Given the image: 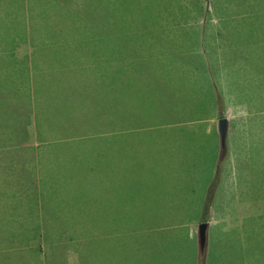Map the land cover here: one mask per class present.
I'll return each instance as SVG.
<instances>
[{
    "label": "rangeland",
    "instance_id": "1",
    "mask_svg": "<svg viewBox=\"0 0 264 264\" xmlns=\"http://www.w3.org/2000/svg\"><path fill=\"white\" fill-rule=\"evenodd\" d=\"M92 1L60 0L42 20L48 27L28 21L44 32L34 35L46 45L33 61L34 43L19 37L16 26L24 28L18 21L21 8L0 0L3 116L23 111L34 70L36 84L43 66L56 76L70 65L78 72L87 64L100 81L121 88L135 124L145 113L149 120L166 115L171 126L86 144L58 145L50 138L58 156L38 177L48 173L47 179L72 185L41 188L43 201L60 210L72 206L78 211L72 214L83 217L67 218L63 227L61 219L46 217L53 214L47 211L46 218L0 213V264H77L78 256L84 264H167L168 255L178 259L168 264H185L184 244L206 253V264H264V0ZM74 21H100V31L74 34ZM61 34L66 41L45 36ZM255 43L263 46L261 52H251ZM249 46L250 51L244 48ZM45 84L44 93L55 88L54 80ZM71 89L80 99L85 92V103L91 101L86 87ZM76 98L71 104L84 103ZM221 117L228 121L224 148L217 133ZM97 119L71 115L69 128L105 126ZM26 142L42 149L34 138ZM19 143L17 138L9 145ZM24 157L34 159L0 154V201L2 185L24 177L19 169ZM31 168L36 172L34 163ZM91 184L101 187H94L98 197ZM10 190L6 186L7 202L16 199ZM202 222L207 223L203 249ZM61 226L71 239L65 248L60 242L69 236Z\"/></svg>",
    "mask_w": 264,
    "mask_h": 264
},
{
    "label": "crops",
    "instance_id": "2",
    "mask_svg": "<svg viewBox=\"0 0 264 264\" xmlns=\"http://www.w3.org/2000/svg\"><path fill=\"white\" fill-rule=\"evenodd\" d=\"M33 53V52H32ZM52 56L54 54L50 52ZM38 54V53H37ZM33 56L31 60L34 61ZM47 62L44 61V64ZM74 65H70L67 68V72L58 75L56 72H49V67L43 66L39 68L40 74L37 75V82L35 84L34 75L37 74L32 72V84L31 86V98L27 101L24 100L23 111L18 112L17 116H11L10 118L4 117V109L0 110V139L3 143H0V154L8 156H34V159L24 157L20 163L19 169L24 171V177L14 178L12 183H4V196L3 201H0V213L3 217H8V212L11 214L9 218H23V217H34V218H74L83 217V215H74V207H64L60 210L59 205L56 206L54 202L50 206L48 202L43 200L41 194V188L52 187L55 190H59L58 187H69L72 184H58L55 179H47L48 173H44L42 177L39 176L40 169L46 168L45 164L54 161L55 157L58 156L55 148V144H51L50 138L56 140L53 143L61 144H73L78 142H90L91 139L101 140L102 138L110 137L120 139L122 135L133 132L145 133L153 129H166L171 126L170 119L166 115H160L156 120H149L150 117L143 115V118H136L137 124L134 123L133 109L126 102V98L120 93L121 88L112 84H107L102 80L101 76L92 71L89 65L85 64L82 66V70L75 72ZM80 65V64H78ZM80 72V76L77 73ZM49 76V78H45ZM82 77V79L80 78ZM81 79V80H80ZM54 80V87L49 88L48 93H44L43 88H48L46 81ZM60 82V83H59ZM82 87L85 91L91 95V101L85 103L86 94H82V98L72 94L71 86ZM60 92H58V90ZM45 95V98H42ZM76 98L79 101H83L82 105L71 104L72 99ZM41 102V103H40ZM88 103H95L97 106L90 105L86 107ZM28 108V110H27ZM78 110H81L80 112ZM25 111V112H24ZM9 111L7 112V114ZM62 115V117L60 116ZM72 118H98L96 122L105 124V126L90 127L89 130H84L81 124L77 130L69 128L70 119ZM81 116V117H80ZM106 118V119H105ZM197 118V117H196ZM153 120V121H152ZM179 120L178 122H181ZM188 122V120H185ZM141 122V123H139ZM177 122V121H175ZM34 138L38 141L42 149H38L37 146H27L26 139ZM19 140L18 146H12V139ZM86 144V143H85ZM46 146V147H45ZM49 146V148H48ZM51 146V147H50ZM48 148L47 151L45 149ZM34 163L35 171L31 168V164ZM29 172V173H28ZM36 174V176H35ZM82 184H86V180L82 181ZM79 183V182H78ZM78 185H81V181ZM6 186L11 187L12 197L16 198L15 201L7 202L5 197L8 196ZM91 188L101 187L90 185ZM30 188V189H28ZM94 195L98 197V191L94 188ZM37 195V196H36ZM27 198L31 200L30 206L28 205ZM27 205V206H26ZM47 211L53 213L52 216H44V212ZM19 213H30L29 215L16 214ZM81 212V211H80ZM34 213V215H31ZM67 213V214H60ZM167 255V254H165ZM181 255L184 259L185 264H206V253H196L195 248L192 244H184V248L181 249ZM168 263L170 260H178L176 256H164ZM167 263V264H168Z\"/></svg>",
    "mask_w": 264,
    "mask_h": 264
},
{
    "label": "trees",
    "instance_id": "3",
    "mask_svg": "<svg viewBox=\"0 0 264 264\" xmlns=\"http://www.w3.org/2000/svg\"><path fill=\"white\" fill-rule=\"evenodd\" d=\"M11 1H14L15 2L17 8H21V10H19V14H20V18L21 19H18V21H20V20L21 21L22 20L24 21V28L21 29L20 25H16L17 28H18V30H19L18 31L19 37H21V36L25 37L26 36L28 39H30V42L31 43H34L35 49H34L33 53L31 54V56H35L38 53V49H45L46 45L45 44H42V43H44V41L42 39H40L41 42H39L36 39V37L34 35V31H37V30L39 31V29H38L39 27H41V28L48 27L46 23H44V22L42 23V20L43 21H46L47 18H49V12L51 11L52 8H55L56 6H58V2L60 0H11ZM88 1H92V0H88ZM93 2H94V0L92 1V3ZM37 3L39 5H41V6L40 7L36 6ZM30 4H34V7L33 6H30ZM68 9L69 10H73L71 8H68ZM68 9H66V10H68ZM57 10H62V7L59 6L57 8ZM30 13H31V17L29 16ZM65 17L71 21V19L73 18V14L70 11H66ZM31 19L36 20V21L37 20L38 21H41V24H38V23L34 24L35 26H38L37 30H36V28H35L34 25L31 26L30 24H28V21L29 22H32ZM97 19L98 20H101V16H98ZM74 24L75 25H73V28H74V32L73 33L74 34L76 32L77 33H80L79 35H81L83 33H87L89 35L91 33H93V32H96L97 33V32L100 31L99 28L101 27L100 26L101 25V22L100 21H98L96 23L91 22L89 25L84 24V23H83V25H81V24L77 23V21H74ZM21 26H22V24H21ZM88 28L90 29V31L88 30ZM96 28L99 31H96ZM39 33H43L41 35H44V32L43 31H39ZM45 36H47L49 38H62L63 40H65L62 37V34L61 35H55L54 37H52V35H45ZM40 43H41V45L39 46ZM64 43H66V42H62L61 48L64 45ZM255 44H256V46L253 45L251 47V52H253V53L261 52L260 51V47H263L264 45L261 46L258 43H255ZM244 48H247L250 51V46L249 47H244ZM57 52H61V51H57ZM57 52H52V53L54 54V53H57ZM261 53L263 54V57H264V51H262ZM262 60H264V58ZM57 219H61L63 221V227L66 226L65 225V224H67L66 218H57ZM63 227L61 228L62 229L61 233L64 236H69V232H67V231L65 232V229ZM29 231L31 232L32 230L29 229ZM57 233L60 234V232H57ZM54 234H56V232ZM60 238L61 237L58 236V240H60ZM69 241H71L70 236L68 237L67 241H65V239L62 238V240L60 242L61 243V247L62 248L67 247L66 246V243H68ZM177 244H184V242L177 243ZM79 260H80V257L78 256L77 264H84V262L83 263H80Z\"/></svg>",
    "mask_w": 264,
    "mask_h": 264
},
{
    "label": "water",
    "instance_id": "4",
    "mask_svg": "<svg viewBox=\"0 0 264 264\" xmlns=\"http://www.w3.org/2000/svg\"><path fill=\"white\" fill-rule=\"evenodd\" d=\"M228 131V121L226 118L221 117L217 120V133L220 141L221 148H224L226 136ZM207 223L202 222L198 225L199 234V245L203 249L205 243V233H206Z\"/></svg>",
    "mask_w": 264,
    "mask_h": 264
}]
</instances>
